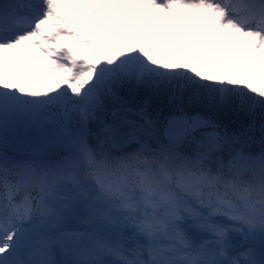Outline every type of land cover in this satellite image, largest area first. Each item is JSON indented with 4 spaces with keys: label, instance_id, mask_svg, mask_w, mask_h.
<instances>
[{
    "label": "snow or ice",
    "instance_id": "snow-or-ice-1",
    "mask_svg": "<svg viewBox=\"0 0 264 264\" xmlns=\"http://www.w3.org/2000/svg\"><path fill=\"white\" fill-rule=\"evenodd\" d=\"M141 92L264 114V0H0V264H264V136Z\"/></svg>",
    "mask_w": 264,
    "mask_h": 264
},
{
    "label": "trees",
    "instance_id": "trees-1",
    "mask_svg": "<svg viewBox=\"0 0 264 264\" xmlns=\"http://www.w3.org/2000/svg\"><path fill=\"white\" fill-rule=\"evenodd\" d=\"M137 102L147 105L151 118L156 122L157 128L161 130L169 118L176 116L192 117L199 115L205 119H211L218 125V128L232 132H248L254 137L255 143L251 144L248 150L259 152L261 145V126L264 124V114L260 107H256L254 118L248 117L246 111L240 110L235 104L230 105L226 110H218L215 106L205 101L190 100L186 94L183 99H173L167 94H146L139 93L136 96ZM252 131L249 132V126ZM211 129H200L195 135L199 138L200 132L210 131ZM223 155L227 156V153Z\"/></svg>",
    "mask_w": 264,
    "mask_h": 264
},
{
    "label": "rangeland",
    "instance_id": "rangeland-1",
    "mask_svg": "<svg viewBox=\"0 0 264 264\" xmlns=\"http://www.w3.org/2000/svg\"><path fill=\"white\" fill-rule=\"evenodd\" d=\"M67 6V5H66ZM204 30L200 31V34H203ZM50 75L54 74V73H49Z\"/></svg>",
    "mask_w": 264,
    "mask_h": 264
}]
</instances>
